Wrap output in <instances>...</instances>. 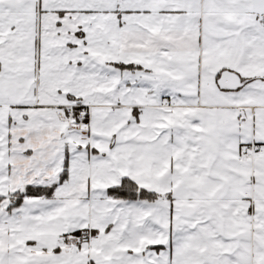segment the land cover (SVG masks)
Listing matches in <instances>:
<instances>
[{"label": "snow or ice", "instance_id": "snow-or-ice-1", "mask_svg": "<svg viewBox=\"0 0 264 264\" xmlns=\"http://www.w3.org/2000/svg\"><path fill=\"white\" fill-rule=\"evenodd\" d=\"M0 264H264V0H0Z\"/></svg>", "mask_w": 264, "mask_h": 264}]
</instances>
